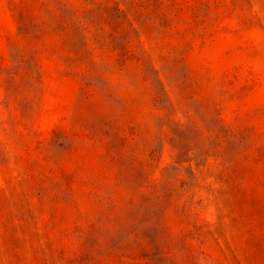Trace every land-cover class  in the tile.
<instances>
[{
	"label": "rangeland",
	"instance_id": "obj_1",
	"mask_svg": "<svg viewBox=\"0 0 264 264\" xmlns=\"http://www.w3.org/2000/svg\"><path fill=\"white\" fill-rule=\"evenodd\" d=\"M0 264H264V0H0Z\"/></svg>",
	"mask_w": 264,
	"mask_h": 264
}]
</instances>
